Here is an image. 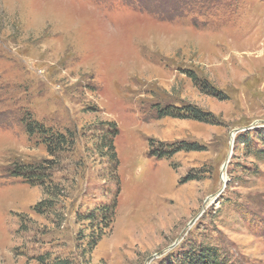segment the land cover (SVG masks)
Returning a JSON list of instances; mask_svg holds the SVG:
<instances>
[{"label":"rangeland","instance_id":"obj_1","mask_svg":"<svg viewBox=\"0 0 264 264\" xmlns=\"http://www.w3.org/2000/svg\"><path fill=\"white\" fill-rule=\"evenodd\" d=\"M130 1L0 0V264H162L200 243L264 264V160L236 143L264 127V0ZM29 114L68 144L51 155ZM27 162L50 184L11 175ZM114 203L106 227L81 218Z\"/></svg>","mask_w":264,"mask_h":264},{"label":"trees","instance_id":"obj_2","mask_svg":"<svg viewBox=\"0 0 264 264\" xmlns=\"http://www.w3.org/2000/svg\"><path fill=\"white\" fill-rule=\"evenodd\" d=\"M130 1V0H129ZM131 2V1H130ZM132 6H134V2H131ZM128 5H130L128 3ZM130 5V6H131ZM137 7V6H136ZM142 7V6H138ZM214 95H217L215 91H213ZM158 117H177V118H189L193 120H197L205 123H212V115L206 112H203L200 108L190 107V106H170L165 105L161 106L158 104L156 106ZM25 124L26 131L29 135H40L43 139V143L46 145L49 153L54 155L58 150H61L62 147H65L68 144L67 138L64 134H60V132H54L52 128H47L44 124L37 122L33 118L30 117ZM30 118V120H29ZM108 126L105 129L109 130V133L113 134H103L101 139L102 146L107 150V156L109 159L113 160L115 165L118 164L117 153L115 151L114 146V133L118 132V129L111 122L106 123ZM237 136L236 143L240 141V137L242 136V144L244 145V149L249 151V156H253L258 160H264V127L258 126L254 129H248L242 132ZM197 146L188 145V146H176L168 144H159L156 148H153L151 151V155L156 156L158 158L163 157H171L173 154H176L179 151H192L197 150ZM11 175L22 177L24 181L31 185H49L48 179L51 175L47 170L49 168H44V164H35L31 162L27 163H18L14 166H11ZM47 181V182H46ZM115 205L104 207H97L91 213L82 216V220H87L90 223H97V225H102L105 223V227L109 225L111 219L114 217ZM102 234V233H101ZM97 239L92 237L89 242V247L92 249L97 244ZM183 246H181L182 248ZM177 249L176 254L174 255L172 252L165 255V260H162V264H222L226 263L227 256L225 254H221L218 247L209 246L204 243L200 244H190L188 247L183 249ZM51 264H70V262L66 259H55L51 262Z\"/></svg>","mask_w":264,"mask_h":264},{"label":"water","instance_id":"obj_3","mask_svg":"<svg viewBox=\"0 0 264 264\" xmlns=\"http://www.w3.org/2000/svg\"><path fill=\"white\" fill-rule=\"evenodd\" d=\"M227 165H228V164H225V167H226ZM173 246H174V245H173ZM173 246H170V247H169V248H167V249L169 250V249H171ZM167 249H166V250H167ZM159 255H160V253H159V254H156V255H154L153 257H157V256H159Z\"/></svg>","mask_w":264,"mask_h":264}]
</instances>
